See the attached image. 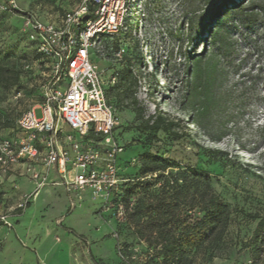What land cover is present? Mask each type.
<instances>
[{"label": "rangeland", "instance_id": "obj_1", "mask_svg": "<svg viewBox=\"0 0 264 264\" xmlns=\"http://www.w3.org/2000/svg\"><path fill=\"white\" fill-rule=\"evenodd\" d=\"M80 0H0V65L19 77L17 85L0 86V136L19 135L20 115L43 101L41 87L47 68L36 56L29 38V20L58 23ZM74 4V5H73ZM226 16L231 27L230 49L217 57L224 76L217 85L221 102L196 120L188 94V56H210V30ZM264 0H145L135 14L136 30L124 41L129 54L115 62L111 56L92 59L104 70L107 100L120 120L113 140L124 146L119 171L130 180L122 194L125 214L115 203L91 198L70 206L64 186L54 181L41 188L36 199L16 209L36 183L25 176L0 183V206L10 225H0V264H151L159 249L157 233L137 227L129 213L163 190L174 192L192 215L207 190L224 199L232 210L228 231L220 243L206 242L195 264H250L251 251L243 248L256 222L243 213L264 209ZM261 14L244 25L247 13ZM26 13L19 15L15 11ZM208 31V32H207ZM116 38L104 40L116 45ZM42 65V66H41ZM126 80L145 117L162 114L176 123L175 132L143 130L133 111L119 108L113 88L125 69ZM118 71L113 83L110 75ZM190 75V73H189ZM129 101V100H128ZM41 116L42 110L37 109ZM150 152L176 164L154 174L140 173L141 157ZM194 170L195 172H193ZM163 176L155 182L158 175ZM150 181L151 184H146ZM129 189L132 190L129 193ZM157 259V258H155Z\"/></svg>", "mask_w": 264, "mask_h": 264}, {"label": "built area", "instance_id": "obj_2", "mask_svg": "<svg viewBox=\"0 0 264 264\" xmlns=\"http://www.w3.org/2000/svg\"><path fill=\"white\" fill-rule=\"evenodd\" d=\"M9 1L15 6V0ZM80 1L58 23L29 20V38L48 69L47 79L43 101L17 119L19 135L0 137V183L17 173L36 183V191L16 207L24 209L54 170L59 176L54 183L64 186L71 207L89 192L93 199L115 203L124 215L121 198L131 179L119 171L124 146L112 137L120 120L107 100L104 70L92 56H111L115 62L130 56L124 38L136 30L135 14L145 0ZM107 38L118 41L110 46ZM118 75L113 71L110 80L115 83ZM0 222L10 225L1 206Z\"/></svg>", "mask_w": 264, "mask_h": 264}, {"label": "trees", "instance_id": "obj_3", "mask_svg": "<svg viewBox=\"0 0 264 264\" xmlns=\"http://www.w3.org/2000/svg\"><path fill=\"white\" fill-rule=\"evenodd\" d=\"M241 6L231 7L230 11L224 16L225 19L219 21L213 30H210V40L213 50L210 56L202 55L188 56V75L191 80L187 79L189 93L193 97V109L196 111V120L209 114L213 109L218 108L222 95L217 93V84L222 80L225 72L217 58L221 50L224 53L230 49L231 27H227L226 16L231 12H240ZM19 15L27 16L26 13L15 11ZM264 13V7H262ZM259 13H247L242 23L246 25L255 21ZM208 32V31H207ZM34 50L36 56L35 43ZM190 73V75H189ZM132 75L131 66L125 69L122 77L118 79L117 85L113 88L117 91L116 97L119 108H127L136 115V120L140 121L143 130L151 133H157L160 130L173 133L176 123L168 120L162 114L145 117L144 108L139 105L135 92L131 91V85L126 84V80ZM19 77L10 69L0 65V86L10 87L17 85ZM129 100V101H128ZM17 127V124H16ZM2 137V136H0ZM264 139V134H263ZM264 170V150H263ZM175 162L161 157L157 154L146 152L141 157L142 175L154 174L158 171H164L168 167L175 165ZM195 172L194 170H192ZM124 175V174H123ZM125 176V175H124ZM163 175L160 174L155 180L157 182ZM132 180V179H131ZM127 183L126 186H129ZM146 184H151L146 181ZM132 190L129 189V193ZM202 200L198 202L199 213L192 215L189 210L196 205L192 203L189 210L181 205L179 197L169 190L156 196L146 203H138L129 213V218L137 227L147 226L153 232L157 233L159 240V249L151 264H195L196 253L200 252L206 242L220 243L223 241L231 221L232 210L229 204L215 194H209L207 190L201 194ZM22 214V209H18ZM248 219L256 222L252 236L245 242L242 247L251 251L250 264H264V209L255 213H243ZM0 225H4L0 222Z\"/></svg>", "mask_w": 264, "mask_h": 264}, {"label": "crops", "instance_id": "obj_4", "mask_svg": "<svg viewBox=\"0 0 264 264\" xmlns=\"http://www.w3.org/2000/svg\"><path fill=\"white\" fill-rule=\"evenodd\" d=\"M73 5H74V4H73ZM76 5H78V4H75V6H76ZM75 6H74V7H75ZM66 131H68V128H66ZM18 175L21 176V175L18 174V173H17V174H13V175H11L10 177H8L7 180H8V181H11L13 178L18 177ZM25 177H27V176H25ZM27 178H28L30 181H33V180L30 179L29 177H27ZM49 178H50V179H49L50 181H57V180H59V176H58V174L56 173V171H54V170H51V171H50ZM33 182H34V181H33ZM48 185H49V184H48ZM48 185H45V186H48ZM45 186H44V187H45ZM59 186H62V185H57L56 187H59ZM64 190H65V189H64ZM65 192H66V190H65ZM87 193H88V195L91 197L90 193H89V192H87ZM66 194H67V192H66ZM36 196H37V195H36ZM36 196L34 197L33 201L36 199ZM67 196H68V201H69V195L67 194ZM91 198H92V197H91ZM84 199H85V197H84ZM84 199H83L82 201H84ZM33 201H32V202H33ZM69 202H70V201H69ZM79 202H81V201H79ZM29 205H30V204H29Z\"/></svg>", "mask_w": 264, "mask_h": 264}]
</instances>
